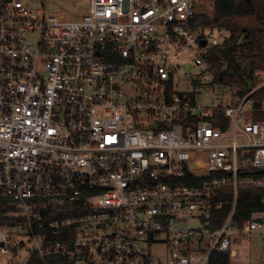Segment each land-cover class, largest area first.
<instances>
[{
	"label": "built area",
	"instance_id": "built-area-1",
	"mask_svg": "<svg viewBox=\"0 0 264 264\" xmlns=\"http://www.w3.org/2000/svg\"><path fill=\"white\" fill-rule=\"evenodd\" d=\"M195 1L79 0L70 20L0 0V264H212L264 235V212L233 219L239 191L264 188V120L245 110L264 77L222 106L240 86L213 72L221 32Z\"/></svg>",
	"mask_w": 264,
	"mask_h": 264
},
{
	"label": "trees",
	"instance_id": "trees-1",
	"mask_svg": "<svg viewBox=\"0 0 264 264\" xmlns=\"http://www.w3.org/2000/svg\"><path fill=\"white\" fill-rule=\"evenodd\" d=\"M213 17L200 16L205 27L228 31L230 35L224 38L221 46L211 50L213 72L226 83L240 86L238 95L243 98L251 92L249 82L264 73V0H213ZM226 49V51H225ZM255 88V87H254ZM254 116L256 120H264V86L255 94ZM220 118L223 114L220 113ZM222 125L229 121L220 119ZM224 201L221 208H215L210 214L208 227L215 231L223 226L234 205V192L225 189L219 193V200ZM6 202L0 199V214L9 212ZM264 212V188L241 189L234 214V222L239 226L253 217L255 213ZM2 221H0V224ZM231 254L214 253L212 264H231ZM56 264H71L65 259L53 260ZM52 263V259L50 260ZM38 258H33L30 264H40Z\"/></svg>",
	"mask_w": 264,
	"mask_h": 264
},
{
	"label": "rangeland",
	"instance_id": "rangeland-1",
	"mask_svg": "<svg viewBox=\"0 0 264 264\" xmlns=\"http://www.w3.org/2000/svg\"><path fill=\"white\" fill-rule=\"evenodd\" d=\"M79 0H32L33 5L42 8L46 11L47 14H65L68 19L75 20L79 19L86 13V7L84 5L76 8L75 3ZM194 10L197 15L202 16L206 15L210 18L213 17L214 11V1L213 0H196L194 3ZM230 32L222 31L221 37L222 42L224 38L228 37ZM209 52V49L206 50ZM198 69L192 65L185 66V72H189L192 74H196ZM260 76L264 77V73L260 74ZM231 84V83H230ZM260 84L257 83L256 86ZM185 88L191 89L189 81H185ZM256 86H254L256 88ZM252 92V91H251ZM250 92V93H251ZM248 93L246 96L250 95ZM213 97V93H208L204 96L203 100L205 103L211 104V99ZM246 97V98H247ZM244 98V97H243ZM241 98L238 94H230L227 93L224 97L223 102L221 103L224 108H237L241 103L244 102L245 98ZM255 94L252 99L245 105L246 116L256 120L254 116L255 109ZM264 104V101H263ZM263 107V105H262ZM192 227H197L199 223L195 221L191 224ZM232 248L237 250V254L231 257V264H264V235L259 233H252L251 235L240 239L238 237V242L232 244ZM155 253L160 256V258H164L166 256V250L164 247H156ZM3 262V258L0 257V263Z\"/></svg>",
	"mask_w": 264,
	"mask_h": 264
},
{
	"label": "water",
	"instance_id": "water-1",
	"mask_svg": "<svg viewBox=\"0 0 264 264\" xmlns=\"http://www.w3.org/2000/svg\"><path fill=\"white\" fill-rule=\"evenodd\" d=\"M201 44L203 45V46H205L206 45V41L205 40H202L201 41ZM225 51H226V49H225ZM220 80H222V77H220ZM253 88H254V81H250L249 82V89L250 90H253ZM259 221H262V219H259Z\"/></svg>",
	"mask_w": 264,
	"mask_h": 264
},
{
	"label": "crops",
	"instance_id": "crops-1",
	"mask_svg": "<svg viewBox=\"0 0 264 264\" xmlns=\"http://www.w3.org/2000/svg\"><path fill=\"white\" fill-rule=\"evenodd\" d=\"M237 253H238L237 250H236V249H233L232 256H233V255H236Z\"/></svg>",
	"mask_w": 264,
	"mask_h": 264
}]
</instances>
